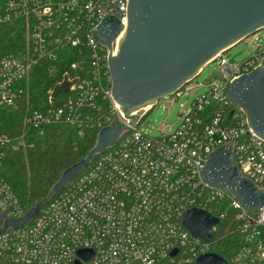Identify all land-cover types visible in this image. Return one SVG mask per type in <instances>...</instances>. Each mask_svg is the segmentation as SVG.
I'll list each match as a JSON object with an SVG mask.
<instances>
[{
    "label": "built area",
    "instance_id": "2783aa9c",
    "mask_svg": "<svg viewBox=\"0 0 264 264\" xmlns=\"http://www.w3.org/2000/svg\"><path fill=\"white\" fill-rule=\"evenodd\" d=\"M127 4L0 0V26L17 24L22 37L14 54L0 55V264H195L232 232L241 241L226 264H264V208L248 213L233 194L202 179L209 155L226 146L239 173L264 190V140L227 92L229 83L264 62V50L258 47L239 65L229 64L224 53L217 55L208 64L217 62L219 79L193 98L174 131L150 137L138 126L160 99L133 112L138 119L131 125L111 97L109 50L94 36L104 18L118 19L122 31L111 44L115 56L127 25ZM42 65L55 79L45 93V107H26L19 132L8 135L5 112L26 106L24 81ZM193 80L168 101L191 92ZM56 121L76 125L80 135L84 128L99 132L114 123L126 129L31 222L1 231L6 221L28 212L3 177L5 159L26 148V136ZM189 209L218 220L208 231L210 241L193 237L183 226ZM230 212L232 225L227 223ZM79 250L92 254L83 260Z\"/></svg>",
    "mask_w": 264,
    "mask_h": 264
},
{
    "label": "water",
    "instance_id": "95a60500",
    "mask_svg": "<svg viewBox=\"0 0 264 264\" xmlns=\"http://www.w3.org/2000/svg\"><path fill=\"white\" fill-rule=\"evenodd\" d=\"M263 28L264 0H128L127 25L116 55H111V44L122 31L118 19L104 18L94 36L110 53L112 100L133 125L138 119L131 115L133 112L174 95L217 55ZM227 92L232 104L246 116L250 129L264 140V62L229 83ZM125 129L126 126L116 123L101 129L94 148L62 172L47 196L38 200L23 218L6 221L1 231L31 222L42 205L86 169L96 156L111 148L118 133ZM202 179L233 194L248 213L264 208V190L239 173L229 147H220L209 155ZM217 224L216 218L199 209H189L183 221L193 237L204 241L211 240L208 231ZM77 254L87 260L92 252L79 250ZM226 263L216 253L200 255L195 261V264Z\"/></svg>",
    "mask_w": 264,
    "mask_h": 264
},
{
    "label": "trees",
    "instance_id": "16d2710c",
    "mask_svg": "<svg viewBox=\"0 0 264 264\" xmlns=\"http://www.w3.org/2000/svg\"><path fill=\"white\" fill-rule=\"evenodd\" d=\"M20 31L21 28L17 24L0 26V55L14 54L18 50L22 44ZM54 81L55 79L48 77L45 65L36 67L29 74L28 79L24 81L26 106L24 107L23 103L19 109L5 112L3 127L8 135L19 132L26 107H45V93ZM97 132L84 128L80 135L76 125L56 121L53 125L45 127L42 133L26 136L25 149L8 153L2 170L3 177L26 211L47 196L65 169L81 161L94 148ZM227 220V223L233 224L232 212ZM240 241V236L232 232L225 238L218 239L212 252L228 261L238 249Z\"/></svg>",
    "mask_w": 264,
    "mask_h": 264
},
{
    "label": "rangeland",
    "instance_id": "374dc122",
    "mask_svg": "<svg viewBox=\"0 0 264 264\" xmlns=\"http://www.w3.org/2000/svg\"><path fill=\"white\" fill-rule=\"evenodd\" d=\"M258 47L264 50V28L228 49L224 55L229 64L239 65ZM218 79L217 62L207 64L201 74L193 80L191 92L183 94L176 101H168V97L161 98L154 109L141 120L139 130L150 137H161L164 133H171L180 124V115L188 108L193 98L207 91L208 88L205 86L207 83Z\"/></svg>",
    "mask_w": 264,
    "mask_h": 264
}]
</instances>
